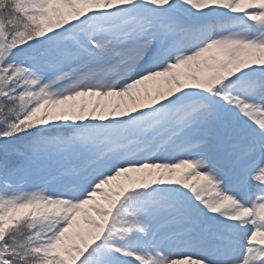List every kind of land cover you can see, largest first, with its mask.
<instances>
[{
    "label": "snow or ice",
    "instance_id": "6c2138e0",
    "mask_svg": "<svg viewBox=\"0 0 264 264\" xmlns=\"http://www.w3.org/2000/svg\"><path fill=\"white\" fill-rule=\"evenodd\" d=\"M0 264H264V0H0Z\"/></svg>",
    "mask_w": 264,
    "mask_h": 264
}]
</instances>
